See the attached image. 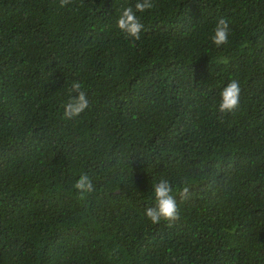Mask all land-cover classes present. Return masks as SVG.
Returning a JSON list of instances; mask_svg holds the SVG:
<instances>
[{
  "label": "trees",
  "instance_id": "obj_1",
  "mask_svg": "<svg viewBox=\"0 0 264 264\" xmlns=\"http://www.w3.org/2000/svg\"><path fill=\"white\" fill-rule=\"evenodd\" d=\"M135 2L0 0V264H264V0H153L132 41ZM161 178L190 189L171 225L144 215Z\"/></svg>",
  "mask_w": 264,
  "mask_h": 264
},
{
  "label": "clouds",
  "instance_id": "obj_2",
  "mask_svg": "<svg viewBox=\"0 0 264 264\" xmlns=\"http://www.w3.org/2000/svg\"><path fill=\"white\" fill-rule=\"evenodd\" d=\"M72 0H59V7L65 8ZM154 7L153 0H136L132 6L122 9L117 20L116 27L127 38L132 41L140 39L143 24L140 22L138 13H144ZM230 25L227 19L219 18L213 29L211 43L216 48H220L229 42ZM84 84L79 79H73L68 88V99L62 105L63 118L73 120L85 112L89 107V100ZM241 84L238 79H231L220 92V99L217 111L222 115L234 113L240 103ZM72 188L81 197L95 190L91 177L87 173H82L73 183ZM190 189L185 185L174 188L169 180L161 178L152 186L151 199L153 206L146 207L144 215L152 225L162 222L169 225L175 223L180 218V210L177 200H186L189 197Z\"/></svg>",
  "mask_w": 264,
  "mask_h": 264
}]
</instances>
